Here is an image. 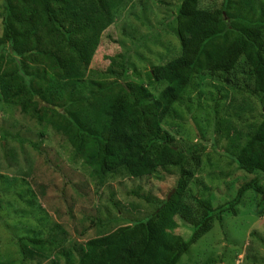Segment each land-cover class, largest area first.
I'll return each mask as SVG.
<instances>
[{"label":"trees","instance_id":"16d2710c","mask_svg":"<svg viewBox=\"0 0 264 264\" xmlns=\"http://www.w3.org/2000/svg\"><path fill=\"white\" fill-rule=\"evenodd\" d=\"M126 1L3 0L1 100L61 136L72 162L82 161L101 188L110 179L140 180L199 162L203 145L179 149L174 140L158 136L162 123L195 75L235 82L237 92L255 96L263 108L256 131L229 156L256 178L212 211L219 221L226 213L237 215L247 192L264 195L257 178L264 177V0H224L216 9L202 8L201 0H182L179 15L187 22L179 32L180 54L152 67L145 85L88 79L102 36ZM125 58L124 78L133 67ZM101 76L115 74L102 71ZM162 84L166 87L155 96L152 89ZM141 198L152 203L147 195ZM91 223L98 235L68 252L64 239L19 238L23 263L62 257L67 264H178L193 245V238L161 230L154 215L114 231H106L99 218Z\"/></svg>","mask_w":264,"mask_h":264},{"label":"rangeland","instance_id":"374dc122","mask_svg":"<svg viewBox=\"0 0 264 264\" xmlns=\"http://www.w3.org/2000/svg\"><path fill=\"white\" fill-rule=\"evenodd\" d=\"M181 1L127 0L102 36L88 79L145 85L152 67L180 54L179 32L187 22L179 15ZM223 1L201 0V7L220 8ZM2 7L0 0V14ZM2 29L0 20V37ZM125 56L133 67L124 78ZM102 71L115 77H103ZM233 85L195 75L162 123L158 136L174 140L179 149L203 145L199 162L163 168L140 180L110 179L101 188L82 161L72 162V150L61 136L0 96V264H67L62 257L23 263L17 240L57 237L68 252L98 235L93 219L114 231L150 215L161 230L193 238L178 264H264L263 194L247 192L237 215L226 213L222 221L212 214L256 178L229 156L256 131L263 108L255 96ZM165 87L152 91L158 96ZM257 178L264 190V177ZM146 195L152 203L141 198Z\"/></svg>","mask_w":264,"mask_h":264}]
</instances>
